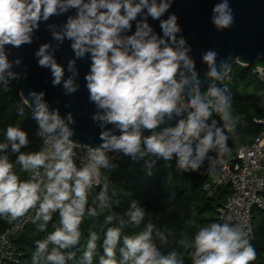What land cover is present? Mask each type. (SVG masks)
<instances>
[{
    "label": "clouds",
    "instance_id": "obj_1",
    "mask_svg": "<svg viewBox=\"0 0 264 264\" xmlns=\"http://www.w3.org/2000/svg\"><path fill=\"white\" fill-rule=\"evenodd\" d=\"M172 4L173 0H0V88L20 74L14 66L22 60L10 59L7 46L32 43L41 22L75 9L58 30L55 24H47L55 40L71 41L75 53L67 62L71 74L65 78V66L57 61L50 42L41 44L34 54L40 66L50 68L52 84L63 83L66 95L80 87L75 80L77 58L90 56L86 87L96 108L92 119L102 129L101 143L86 145L80 155L76 149L83 145L72 139L76 131L73 112L62 115L45 99L44 91L23 94L42 144L39 150L21 151L30 144L29 133L19 124L7 126L5 139L0 141V218L15 221L34 209L29 218L45 235L35 241L32 264H69L72 250L81 245L85 218L112 207L115 192L109 182L93 192L103 170L115 166L110 153L143 160L149 173L157 161L173 159L185 172L198 171L207 161V171L214 173L219 156L230 157L228 141L230 134H237L241 117L234 109L232 93L219 82L229 77L232 57L220 59L218 65V52L206 50L200 56L207 65L205 78L198 76L190 45L178 35L182 32L178 14L171 12L163 18ZM149 17L159 20L160 32ZM209 22L218 31L233 26L230 0H217ZM18 110L22 112V106ZM146 129L151 133L145 135ZM213 152L217 155H210ZM18 166L31 175L22 179ZM145 211L133 199L123 216L110 212L104 217L109 226L103 230L99 264H185L183 251H163L172 231L167 226L158 230L149 221L136 234L122 236L126 226L139 227L144 222ZM54 214L58 220L46 231ZM250 232L239 223L217 220L177 243L189 252L191 264H250L257 257ZM100 239L97 231L88 233L80 264H93Z\"/></svg>",
    "mask_w": 264,
    "mask_h": 264
},
{
    "label": "trees",
    "instance_id": "obj_2",
    "mask_svg": "<svg viewBox=\"0 0 264 264\" xmlns=\"http://www.w3.org/2000/svg\"><path fill=\"white\" fill-rule=\"evenodd\" d=\"M254 67L255 64L249 67L236 64L229 77L219 82L232 93L234 109L241 117L237 134H230L228 143L232 151L230 157L225 156L226 158L233 157L236 149L241 145L250 144L263 129L262 124L257 121L264 119V84L253 72ZM20 82L18 80L14 84L0 88V141L5 139L4 132L8 125L19 124L29 133L30 139V144L21 151H35L39 150L42 141L37 135L38 126L32 119L31 109L20 97ZM21 106L22 112L18 110ZM214 116L219 119V114L214 113ZM12 159H15V154L12 155ZM114 165L111 169L103 170L101 183L93 188V192H98L104 182H109L110 190L115 192L112 207L96 217L85 218L81 225L83 233L81 245L72 250L74 256L69 264H80V255L90 231L100 233L101 239L97 241L98 254L93 261V264H99V254H103V230L109 226L104 223V217L110 212L116 216H123L133 199L146 209L144 222L139 227L135 224L126 226L122 230V236L136 234L149 221L158 230L167 226L172 231L168 243L163 246V251L177 248L184 252L185 264H191L189 252L185 251L177 241L185 236H193L200 226L218 220L217 209L229 196L231 192L229 185L216 188L215 195L209 196L204 184L211 181L212 173H206L204 167L198 171L185 172L176 166L175 159L157 161L151 173L143 160H133L128 156L126 160L116 162ZM17 171L22 179L30 176V172H21L19 166ZM89 200L91 202V196ZM117 201L119 203H116ZM193 209L196 211L195 216L192 215ZM253 217L255 230L253 245L257 257L250 264H264V209H255ZM57 220L58 216H53V221L49 222L46 231H51L52 223ZM189 220H194L195 223H188ZM11 222L0 218V233L9 227ZM44 235L45 232L40 231L34 223L31 222L26 226L16 240L17 247L24 254L19 264H32L35 241L43 238ZM155 243L159 245L160 242L155 241ZM117 259H119L118 248Z\"/></svg>",
    "mask_w": 264,
    "mask_h": 264
},
{
    "label": "water",
    "instance_id": "obj_3",
    "mask_svg": "<svg viewBox=\"0 0 264 264\" xmlns=\"http://www.w3.org/2000/svg\"><path fill=\"white\" fill-rule=\"evenodd\" d=\"M216 2L217 0H173L171 8L163 17L167 18L171 12L178 14V23L182 27V32L178 35H183L190 45L189 54L195 62V73L201 78H205L207 65L201 61L200 56L208 49H215L218 52V65L220 59L232 57L230 72L236 64L249 67L253 66L257 60L264 63V0H230L235 14V22L231 28L223 31H218L209 22L211 8ZM74 13L75 9H71L67 13L53 15L47 22H41L32 43H25L18 48L7 46L10 59L14 60L19 57L22 60L19 65L14 66L15 70L20 73L18 78L11 80L9 84L21 81L19 94L30 109V103L23 94L27 96L31 90L44 91L45 99L53 108L58 107L62 115H66L69 111L73 112L76 123L72 127L76 131L72 139L83 146H96L101 143L100 132L102 129L92 119L96 108L94 102L89 100V91L86 87L85 74L90 70V56L77 58L76 66L79 69V75L75 77V80L80 87L75 93L66 95L63 83L54 86L51 82L53 77L50 68L40 66L37 62L38 58L34 54L41 44L50 42L52 48L56 50L57 61L65 66V78L71 74L67 70L68 60L75 57L71 41L65 39L61 43L55 40L52 30L47 27V24H55L58 30L59 25L66 21L67 16ZM149 22L157 32L161 31L159 20L149 17ZM132 31H135V21H133ZM206 86L207 81L204 84V87ZM167 123L173 124L174 121ZM164 126L166 124L159 127L163 128ZM107 127L114 126L108 125ZM150 133L151 130H145V135ZM251 242L254 244V237L251 238Z\"/></svg>",
    "mask_w": 264,
    "mask_h": 264
},
{
    "label": "built area",
    "instance_id": "obj_4",
    "mask_svg": "<svg viewBox=\"0 0 264 264\" xmlns=\"http://www.w3.org/2000/svg\"><path fill=\"white\" fill-rule=\"evenodd\" d=\"M263 68V64L255 65L253 72L264 84ZM257 122L263 126L261 132L250 144L241 145L236 149L233 157L219 156V163L216 165L215 172L212 173L211 181L204 184V189L209 196L215 195L216 188L229 185L231 192L224 204L218 207L216 218L220 222L227 220L231 223H239L246 229L250 228L251 238L254 237L255 232L253 211L264 209V119ZM86 150L87 146L76 149L80 155H83ZM110 155L113 163L127 159V156L119 152H113ZM210 155L216 156L217 154L213 152ZM77 163L79 165V161ZM202 167L205 168L206 173H210L207 171V161ZM32 215H34V209L24 217L12 221L10 226L0 233V264H19L22 261L24 254L17 247L16 240L31 223L29 217ZM53 216H58V214Z\"/></svg>",
    "mask_w": 264,
    "mask_h": 264
},
{
    "label": "rangeland",
    "instance_id": "obj_5",
    "mask_svg": "<svg viewBox=\"0 0 264 264\" xmlns=\"http://www.w3.org/2000/svg\"><path fill=\"white\" fill-rule=\"evenodd\" d=\"M258 64H263V65H264V63H263L262 61H260V60H257V61L255 62V65H258Z\"/></svg>",
    "mask_w": 264,
    "mask_h": 264
}]
</instances>
